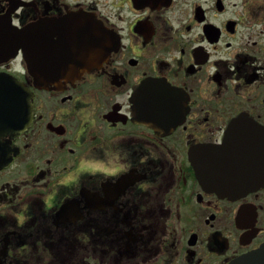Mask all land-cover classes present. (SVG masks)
I'll list each match as a JSON object with an SVG mask.
<instances>
[{"label": "flooded vegetation", "instance_id": "obj_1", "mask_svg": "<svg viewBox=\"0 0 264 264\" xmlns=\"http://www.w3.org/2000/svg\"><path fill=\"white\" fill-rule=\"evenodd\" d=\"M84 17L105 29L87 49ZM27 49L90 65L38 88ZM1 74L31 121L0 135V264H233L264 243V0H0ZM204 147L210 182L252 186L205 184Z\"/></svg>", "mask_w": 264, "mask_h": 264}, {"label": "water", "instance_id": "obj_2", "mask_svg": "<svg viewBox=\"0 0 264 264\" xmlns=\"http://www.w3.org/2000/svg\"><path fill=\"white\" fill-rule=\"evenodd\" d=\"M79 40L84 41L85 48L87 49V43L90 45L97 41H101L104 37L105 29L97 21H92L89 17H84V21L80 26ZM93 47L90 46L89 50ZM40 50V49H39ZM34 52L27 49V60H31L30 74L33 77L34 85L38 88L49 87L50 84L61 81L62 79H72L79 77L85 70L89 68L88 62L79 63L76 69H66L61 65L68 64H53L48 67L46 64V53L47 50H40ZM87 53V51H86ZM86 53L83 58L86 60ZM104 53H101L103 56ZM36 59V63L35 60ZM31 92L27 89L26 85L14 78L9 74L0 75V135L13 136L18 131L24 129L31 121V103H30ZM213 147H204L198 151V158H195V164L197 171L201 179L205 184L212 187L218 192L224 193H235L239 189H247L251 187V184H237V183H214L210 182L207 172V160L206 156L211 153ZM233 264H264V243L256 250L247 253L237 259Z\"/></svg>", "mask_w": 264, "mask_h": 264}]
</instances>
